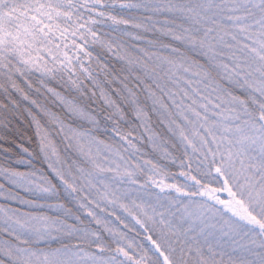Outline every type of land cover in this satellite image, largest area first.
<instances>
[{"label":"snow or ice","instance_id":"6c2138e0","mask_svg":"<svg viewBox=\"0 0 264 264\" xmlns=\"http://www.w3.org/2000/svg\"><path fill=\"white\" fill-rule=\"evenodd\" d=\"M0 200V264H264V0H0Z\"/></svg>","mask_w":264,"mask_h":264},{"label":"trees","instance_id":"16d2710c","mask_svg":"<svg viewBox=\"0 0 264 264\" xmlns=\"http://www.w3.org/2000/svg\"><path fill=\"white\" fill-rule=\"evenodd\" d=\"M22 132H24L26 135H31V130L30 129H26V128H23L22 127ZM13 141H15V143H13ZM23 145L24 147H31V145L29 144L28 140L27 139H21L19 138L18 136H11L8 140V142H6L4 144V147H8V148H11L13 152H18L20 149H19V145ZM173 171H177V169L173 168L172 169ZM0 203H3L2 200H0ZM138 231V230H137ZM130 236H133L135 237V239L137 241H140V242H143L145 243V245L147 244V242H144V237H143V234L141 233L140 235H137L136 232H129ZM147 246V245H146Z\"/></svg>","mask_w":264,"mask_h":264},{"label":"rangeland","instance_id":"374dc122","mask_svg":"<svg viewBox=\"0 0 264 264\" xmlns=\"http://www.w3.org/2000/svg\"><path fill=\"white\" fill-rule=\"evenodd\" d=\"M224 195V198H226V194H223ZM138 231H139V229H137ZM129 236H130V234H129ZM144 240V239H143ZM144 242H146L145 240H144ZM147 245V244H146ZM145 245V246H146Z\"/></svg>","mask_w":264,"mask_h":264}]
</instances>
